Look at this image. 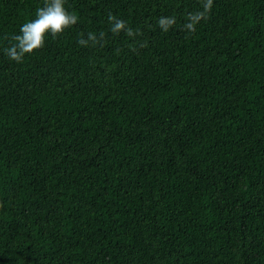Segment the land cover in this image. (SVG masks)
Returning <instances> with one entry per match:
<instances>
[{"label": "trees", "instance_id": "16d2710c", "mask_svg": "<svg viewBox=\"0 0 264 264\" xmlns=\"http://www.w3.org/2000/svg\"><path fill=\"white\" fill-rule=\"evenodd\" d=\"M202 3L65 0L78 23L17 64L44 0H0V264H264V0L188 35Z\"/></svg>", "mask_w": 264, "mask_h": 264}, {"label": "clouds", "instance_id": "9594fccd", "mask_svg": "<svg viewBox=\"0 0 264 264\" xmlns=\"http://www.w3.org/2000/svg\"><path fill=\"white\" fill-rule=\"evenodd\" d=\"M212 3L213 0H203V11L187 14L182 31L188 35H194L197 24L202 19H206L207 13L211 11ZM35 16L34 20H30L20 27V35L12 37L15 43L4 49L5 55L10 61L17 64L23 63L27 55H34L44 48L47 35L58 39L79 21L77 15L66 9L65 0H44V6L37 8ZM108 21L109 31L113 35L118 36L123 32L128 37H135L141 34L139 30L130 27L127 21L111 13L108 15ZM157 23L160 29L167 33L176 24V19L175 17H161ZM104 37V32H101L99 37L95 33L89 32L87 38L81 33L77 43L82 47H91L98 44Z\"/></svg>", "mask_w": 264, "mask_h": 264}]
</instances>
